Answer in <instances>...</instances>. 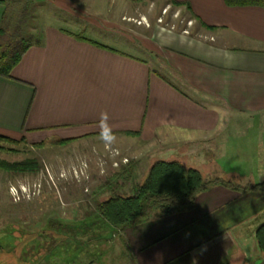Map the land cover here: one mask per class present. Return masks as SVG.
I'll list each match as a JSON object with an SVG mask.
<instances>
[{"label": "crops", "instance_id": "crops-1", "mask_svg": "<svg viewBox=\"0 0 264 264\" xmlns=\"http://www.w3.org/2000/svg\"><path fill=\"white\" fill-rule=\"evenodd\" d=\"M173 1L184 4L179 9L204 38L164 30L134 44L148 59L48 29L39 44H29L11 77L0 76V134L28 141L49 130L48 137L83 141L106 155L109 145L130 158L115 167L111 157L105 173L90 160L86 173L96 178L84 191L99 196L97 210L78 221L102 228L91 247L59 264H264L256 236L264 190L246 189L264 181V7ZM4 12L0 6V27ZM102 111L117 137L112 144L99 138ZM65 131L80 133L61 136ZM161 160L239 188L214 184L193 208L124 230L98 212L99 203L133 194Z\"/></svg>", "mask_w": 264, "mask_h": 264}, {"label": "rangeland", "instance_id": "rangeland-1", "mask_svg": "<svg viewBox=\"0 0 264 264\" xmlns=\"http://www.w3.org/2000/svg\"><path fill=\"white\" fill-rule=\"evenodd\" d=\"M3 1L1 26L12 34H20L21 47L26 43L39 44L48 29H57L78 40L150 59L134 44L161 37L164 30L204 38L199 24L190 20L186 9L169 4V0ZM66 132L61 136L80 133ZM39 133L37 137L31 134L26 142L6 144V150L0 149V160L34 158L39 163L37 172L0 168V264H59L61 257L91 247V237L102 228H95L91 222L89 227L88 219H84V224L78 220L97 210L99 196L93 200L94 196L84 191L96 178L95 172L86 173L90 160L97 159L105 173L104 166L109 168L112 156L90 149L79 140L58 144V136L48 137L49 130ZM14 135L16 139L22 136ZM44 139L47 141L42 146L35 145Z\"/></svg>", "mask_w": 264, "mask_h": 264}, {"label": "trees", "instance_id": "trees-1", "mask_svg": "<svg viewBox=\"0 0 264 264\" xmlns=\"http://www.w3.org/2000/svg\"><path fill=\"white\" fill-rule=\"evenodd\" d=\"M229 6L256 5L264 7V0H225ZM175 6L183 3L173 1ZM187 10L192 17L199 19L192 12L189 4ZM208 28L211 26L205 25ZM19 33L12 34L4 27H0V76L11 77L12 71L22 60L29 44L20 46ZM23 41V38H20ZM73 138L58 139V144H65ZM47 140L35 143L42 146ZM26 142L25 137L20 140L0 134V149L6 150V144H19ZM0 168L12 172H37L39 163L36 159L28 158L23 161L0 160ZM214 184H222L231 188L238 185L222 178H205L195 168L187 167L179 161H157L150 169L144 183L138 185L133 194L128 196L116 195L103 202L98 207L100 213L112 224L127 229L154 215H170L194 207L197 195ZM264 190V181L254 184L246 189ZM258 245L264 252V224L256 233Z\"/></svg>", "mask_w": 264, "mask_h": 264}, {"label": "clouds", "instance_id": "clouds-1", "mask_svg": "<svg viewBox=\"0 0 264 264\" xmlns=\"http://www.w3.org/2000/svg\"><path fill=\"white\" fill-rule=\"evenodd\" d=\"M99 138L106 144H112L116 141L113 126L109 122V114L107 111H102L98 120Z\"/></svg>", "mask_w": 264, "mask_h": 264}, {"label": "built area", "instance_id": "built-area-1", "mask_svg": "<svg viewBox=\"0 0 264 264\" xmlns=\"http://www.w3.org/2000/svg\"><path fill=\"white\" fill-rule=\"evenodd\" d=\"M107 150H108V152L110 153V155H111L113 158L121 157V161H122L123 163H129V162H130V158L127 157V156H126V157L123 156L122 153H121L118 149H116V148H114V147H110V146L108 145V146H107ZM104 162H106V160H105ZM113 165L116 166V167H119V166H120V162H119L117 159H115V161L113 162Z\"/></svg>", "mask_w": 264, "mask_h": 264}]
</instances>
